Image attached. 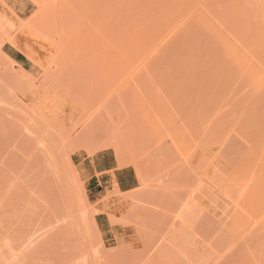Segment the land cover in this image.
<instances>
[{"label":"rangeland","instance_id":"1","mask_svg":"<svg viewBox=\"0 0 264 264\" xmlns=\"http://www.w3.org/2000/svg\"><path fill=\"white\" fill-rule=\"evenodd\" d=\"M31 1L0 5V264H264V0Z\"/></svg>","mask_w":264,"mask_h":264},{"label":"crops","instance_id":"2","mask_svg":"<svg viewBox=\"0 0 264 264\" xmlns=\"http://www.w3.org/2000/svg\"><path fill=\"white\" fill-rule=\"evenodd\" d=\"M4 3L9 9L17 15L22 16L31 12L33 2L31 0H0V5ZM18 63H23L25 55L15 50ZM83 157L79 165L82 172L88 177L87 181L93 182L95 187H104L110 185L122 192H130L140 187L141 182L131 167L119 168L116 156L109 149H105L89 156L86 153H80ZM109 178V179H107Z\"/></svg>","mask_w":264,"mask_h":264},{"label":"bare ground","instance_id":"3","mask_svg":"<svg viewBox=\"0 0 264 264\" xmlns=\"http://www.w3.org/2000/svg\"><path fill=\"white\" fill-rule=\"evenodd\" d=\"M13 45H14V47H15L19 52L24 53L20 47H18V46L15 45V44H13ZM86 152H87L89 155H94V154H95V152H94L93 150H90V149H87ZM118 162H119V165H120V166H123V157H122V155H121L120 153L118 154Z\"/></svg>","mask_w":264,"mask_h":264}]
</instances>
